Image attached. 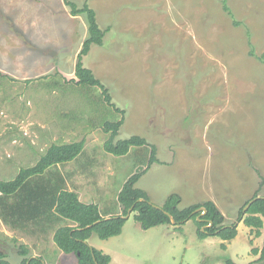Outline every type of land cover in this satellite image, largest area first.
Wrapping results in <instances>:
<instances>
[{
  "label": "rangeland",
  "instance_id": "obj_1",
  "mask_svg": "<svg viewBox=\"0 0 264 264\" xmlns=\"http://www.w3.org/2000/svg\"><path fill=\"white\" fill-rule=\"evenodd\" d=\"M74 1L92 8L104 31L82 62L124 111L115 139L139 135L156 149L158 161L135 187L157 207L173 193L180 208L211 200L237 226L231 240L200 238L193 219L145 229L132 211L119 235L92 234L87 243L108 264H264V217L260 235L237 220L246 200L264 195V0H226L232 15L222 0ZM88 36L86 14H71L63 0H0V73L10 78L0 77V179L33 165L53 142L84 140L83 152L57 168L80 201L109 217L122 214L118 192L147 166L150 148L121 156L103 149L100 123L121 115L101 89L90 97L72 80ZM20 244L44 264H77L51 232L27 234L0 220L4 259L20 264Z\"/></svg>",
  "mask_w": 264,
  "mask_h": 264
},
{
  "label": "trees",
  "instance_id": "obj_2",
  "mask_svg": "<svg viewBox=\"0 0 264 264\" xmlns=\"http://www.w3.org/2000/svg\"><path fill=\"white\" fill-rule=\"evenodd\" d=\"M63 1L69 6L71 14L85 13L88 21L89 36L83 41L77 55L74 66L76 79L72 80L88 95L92 87L101 89L100 99L109 103L106 88L82 62L83 56L87 54L92 44L102 45L104 31L99 28L95 12L88 5L77 7L74 0ZM222 9L232 15L226 0H222ZM233 23L240 22L233 19ZM0 77L9 78L2 73ZM53 84L54 82L48 83V85ZM109 104L114 112L121 116L105 119L100 123L102 130L108 134L103 143L105 152L121 156L127 154L130 148H150L147 166L142 172L136 171L131 174L118 192L117 201L122 206V214H110L108 217L97 202L80 201L77 192L66 187L67 175L61 172L57 165L70 162L83 152L84 140H78L67 143L53 142L39 155L33 165L21 167L10 179H0V220L10 228L27 234L45 235L51 232L56 247L63 253H73L77 257V264H108L110 262L108 254L90 246L87 240L92 234L100 239L119 235L126 221L122 216L130 207L134 212L133 219L145 229L160 224H173L176 229H181L182 224L193 219L197 224L198 237L217 236L222 240L233 239L237 234L236 224H225L222 212L213 201L205 200L180 208L178 207L180 197L173 193L160 207H156L149 201L146 191L135 187L136 181L149 168V165L158 161L155 156L156 149L153 144L139 135L115 139L124 121V111L112 103ZM255 196L257 192L240 207L237 220L254 228L255 235H260V228L263 226L262 217H264V195L252 201L243 212L244 205ZM201 206L205 208L204 213L202 210H196ZM170 216L174 220L173 223ZM209 223L211 224L208 226ZM262 245L259 258H264V243ZM220 247L225 248L224 243H221ZM28 251L26 245H19L16 252L23 256L20 264L43 263V256L31 257L27 254ZM252 251L257 253L255 248ZM0 264L11 263L0 253ZM225 264L236 263L228 258Z\"/></svg>",
  "mask_w": 264,
  "mask_h": 264
},
{
  "label": "water",
  "instance_id": "obj_3",
  "mask_svg": "<svg viewBox=\"0 0 264 264\" xmlns=\"http://www.w3.org/2000/svg\"><path fill=\"white\" fill-rule=\"evenodd\" d=\"M259 197H262V196H255V197H253L252 199H250L249 201H248V203H246V205H244V207H243V212H245L246 211V209L248 208V206H249V204L252 202V201H254V200H256L257 198H259ZM155 206V205H154ZM157 207V206H156ZM196 210H202V213H204V211H205V208L203 207V206H201V207H199L198 209H196ZM132 212V208L130 207V208H128V210H127V213L123 216V218H128L129 217V215H130V213ZM108 218V217H107ZM170 218H171V221H172V223L174 222V220H173V218L170 216ZM211 223H209L208 224V226L210 225ZM42 264H44V263H42Z\"/></svg>",
  "mask_w": 264,
  "mask_h": 264
}]
</instances>
